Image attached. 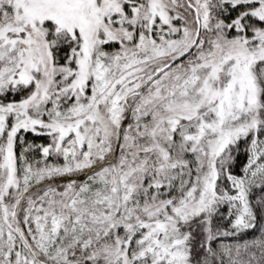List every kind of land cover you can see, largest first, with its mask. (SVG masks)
<instances>
[{
  "label": "snow or ice",
  "instance_id": "1",
  "mask_svg": "<svg viewBox=\"0 0 264 264\" xmlns=\"http://www.w3.org/2000/svg\"><path fill=\"white\" fill-rule=\"evenodd\" d=\"M0 264H264V0H0Z\"/></svg>",
  "mask_w": 264,
  "mask_h": 264
},
{
  "label": "trees",
  "instance_id": "2",
  "mask_svg": "<svg viewBox=\"0 0 264 264\" xmlns=\"http://www.w3.org/2000/svg\"><path fill=\"white\" fill-rule=\"evenodd\" d=\"M255 234H256V233H250V234H249V237L252 236V235H255ZM244 238H248V237H243L242 239H244Z\"/></svg>",
  "mask_w": 264,
  "mask_h": 264
}]
</instances>
